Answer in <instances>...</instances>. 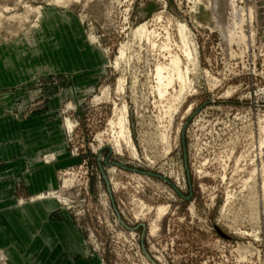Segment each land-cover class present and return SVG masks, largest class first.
<instances>
[{
    "label": "rangeland",
    "instance_id": "rangeland-1",
    "mask_svg": "<svg viewBox=\"0 0 264 264\" xmlns=\"http://www.w3.org/2000/svg\"><path fill=\"white\" fill-rule=\"evenodd\" d=\"M212 7L0 0V124L8 141L54 165L53 188L21 198L56 201L50 218L63 211L79 236L73 260L264 264V0H234L233 18L225 10L242 42L226 40ZM142 25L156 47L134 36ZM165 34L187 68L181 96L177 82L155 91ZM122 106L135 156L117 137Z\"/></svg>",
    "mask_w": 264,
    "mask_h": 264
},
{
    "label": "crops",
    "instance_id": "crops-1",
    "mask_svg": "<svg viewBox=\"0 0 264 264\" xmlns=\"http://www.w3.org/2000/svg\"><path fill=\"white\" fill-rule=\"evenodd\" d=\"M6 131L5 124H0V251L6 264H91L73 260L81 249L74 242L79 236L63 211L58 213L62 221L50 218L56 201L22 200L53 188L54 165H40L38 148L29 145L24 153L21 144L7 140Z\"/></svg>",
    "mask_w": 264,
    "mask_h": 264
},
{
    "label": "bare ground",
    "instance_id": "bare-ground-1",
    "mask_svg": "<svg viewBox=\"0 0 264 264\" xmlns=\"http://www.w3.org/2000/svg\"><path fill=\"white\" fill-rule=\"evenodd\" d=\"M57 2L62 1V0H56ZM214 1V8L215 9V24L216 27L219 28L220 32L222 33V35L225 36L226 40L230 43L233 40H238V42H242L243 36L241 32H233L234 30L232 29V27H230L229 25H226V23L224 22V17H225V10L228 9L229 11H231L230 14H226L229 15L230 17L233 18L234 16V7H233V1L234 0H213ZM213 3V2H212ZM213 11V12H214ZM248 16L250 19H252L250 17V12H248ZM158 19V18H155ZM232 25V24H231ZM231 28V30H230ZM178 32H179V38H180V45L177 47L182 56H184L188 61H190L192 59V52H191V47L188 41V37L185 35V27L182 25H179L177 27ZM233 30V31H232ZM135 37H138L141 40H144L147 44L151 45L150 47H156V41L155 39L158 38V35L156 34V32L154 31H149L145 25H142L141 27H139L135 33H134ZM166 38H165V42L161 43L159 45V51H161V55H162V59L167 62H163V63H158L155 66V70H154V79L156 81V92L158 94V96H163L164 92L169 89L170 87H172L174 82H177L179 84V96H181V94L186 91L187 87H186V73H187V68L185 69V72L182 69V60L181 58L175 53L173 52V50H171L170 43L167 37V34H165ZM176 47V46H175ZM127 49V48H126ZM124 52H120V57H124ZM119 57V58H120ZM183 57V58H184ZM121 59V58H120ZM188 84V83H187ZM190 84V83H189ZM189 87V85H188ZM123 88H122V83L121 81L118 82V91L122 92ZM125 106H122L121 111L119 116H117V123L116 126L118 128V132H117V137L119 139H123L124 143H126V146H128V148H131L132 150V154L133 156H135V150L133 149L132 146V141L130 138V134H129V129H128V124H127V120L125 118ZM114 123V122H113ZM67 126L70 127V124L67 123ZM112 128V127H111ZM116 128V130H117ZM115 130H113L112 132H114ZM115 148L117 149L118 152H120V143L118 140H116L115 142ZM65 185L67 184V182L64 183ZM51 196V195H50ZM48 195V197H50ZM53 198V195L51 196ZM50 197V198H51ZM55 198V197H54ZM47 198L44 197H37L35 199H32V202H40L41 200H44ZM56 199L59 201H64L60 196H56ZM55 200V199H54ZM163 209L159 208L157 211V217H160L163 213ZM155 227H152V232L154 233ZM0 261L2 264H6L4 258H0Z\"/></svg>",
    "mask_w": 264,
    "mask_h": 264
}]
</instances>
